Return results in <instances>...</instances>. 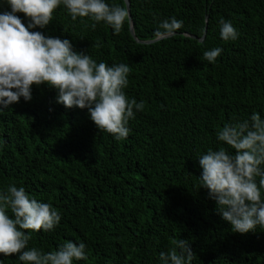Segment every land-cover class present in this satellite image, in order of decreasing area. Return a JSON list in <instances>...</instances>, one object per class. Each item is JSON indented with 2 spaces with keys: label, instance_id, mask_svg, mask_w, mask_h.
<instances>
[{
  "label": "trees",
  "instance_id": "obj_1",
  "mask_svg": "<svg viewBox=\"0 0 264 264\" xmlns=\"http://www.w3.org/2000/svg\"><path fill=\"white\" fill-rule=\"evenodd\" d=\"M125 7L124 0H105ZM136 38L151 40L161 21L183 27L153 43L137 42L129 17L119 34L103 21L71 19L61 4L40 31L68 39L97 63L127 64L126 97L143 101L126 139L99 130L88 110L57 103V89L32 85V99L0 105V192L9 184L50 203L61 219L51 231L23 230L25 250L86 244L73 264H161L175 239L188 241L191 264H264V229L235 232L200 186L199 157L230 146L216 138L225 123L257 112L264 119V0H129ZM11 11L0 0V13ZM27 26L28 17L16 13ZM205 16L207 20L205 22ZM239 36L220 37L219 19ZM206 26V27H205ZM205 35L202 41L197 38ZM161 35H164L160 29ZM97 44L100 46L97 47ZM222 48L216 61L203 53ZM261 167H264L262 165ZM259 177H257V183ZM264 198V189H261ZM6 214L13 216L10 209ZM0 264H30L0 253Z\"/></svg>",
  "mask_w": 264,
  "mask_h": 264
},
{
  "label": "clouds",
  "instance_id": "obj_2",
  "mask_svg": "<svg viewBox=\"0 0 264 264\" xmlns=\"http://www.w3.org/2000/svg\"><path fill=\"white\" fill-rule=\"evenodd\" d=\"M11 11L0 13V105L7 107L32 99V85L47 83L57 89V103L66 108L87 109L99 130L113 134L116 140L126 139L127 126L135 110H143V101L126 97L131 69L127 64L97 63L84 52L73 50L68 39L45 36L31 29L44 28L52 20L53 11L63 4L75 21L88 17L91 27L103 21L119 34L128 17L125 7L109 5L105 0H6ZM30 18L27 26L16 13ZM220 37L234 41L239 33L230 21L221 17ZM183 21L171 17L160 22L156 35L174 34ZM100 45L97 44V47ZM222 48L203 53L205 60L215 62ZM3 108H0V112ZM216 138L232 149H208L199 159L202 169L200 186L208 190L221 217L231 229L241 234L264 229V119L254 112L239 123H225L217 129ZM257 177L259 181L257 183ZM10 209L13 216L6 214ZM61 217L50 203L31 198L24 187L9 184L0 192V253L18 254L30 264H73L86 260V244L69 240L55 251L43 252L35 247L25 250L30 235L23 230L51 231ZM167 252L160 253L161 264H191L195 253L185 239H175Z\"/></svg>",
  "mask_w": 264,
  "mask_h": 264
},
{
  "label": "water",
  "instance_id": "obj_3",
  "mask_svg": "<svg viewBox=\"0 0 264 264\" xmlns=\"http://www.w3.org/2000/svg\"><path fill=\"white\" fill-rule=\"evenodd\" d=\"M125 2V6H126V10L128 11V17H129V32L131 34V36L139 43H145V44H149V43H153L155 41H158L159 39L163 38V37H166V36H170L169 34H164V35H159L157 36L156 38L154 39H151V40H146V41H141V40H138L134 34V30H133V24H132V21L130 19V5H129V0H124ZM207 20V16H205V22ZM206 27V26H205ZM173 35V34H171ZM204 35H205V31L204 33L201 35V37L197 38L195 35H190L191 38H195L197 39L198 41H202L203 38H204Z\"/></svg>",
  "mask_w": 264,
  "mask_h": 264
}]
</instances>
